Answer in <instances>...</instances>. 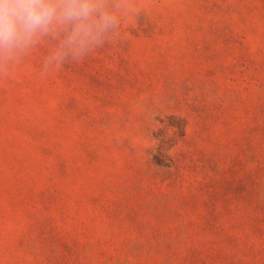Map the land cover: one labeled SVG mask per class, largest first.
Returning a JSON list of instances; mask_svg holds the SVG:
<instances>
[{
  "label": "rangeland",
  "instance_id": "obj_1",
  "mask_svg": "<svg viewBox=\"0 0 264 264\" xmlns=\"http://www.w3.org/2000/svg\"><path fill=\"white\" fill-rule=\"evenodd\" d=\"M0 64V264H264V0H104Z\"/></svg>",
  "mask_w": 264,
  "mask_h": 264
},
{
  "label": "clouds",
  "instance_id": "obj_2",
  "mask_svg": "<svg viewBox=\"0 0 264 264\" xmlns=\"http://www.w3.org/2000/svg\"><path fill=\"white\" fill-rule=\"evenodd\" d=\"M114 23L104 0H0V64L58 33L64 38L55 58L78 54Z\"/></svg>",
  "mask_w": 264,
  "mask_h": 264
}]
</instances>
